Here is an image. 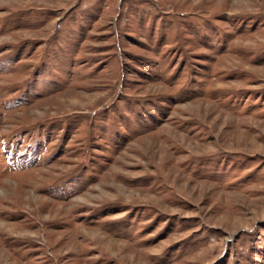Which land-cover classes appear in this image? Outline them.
<instances>
[{
    "label": "rangeland",
    "instance_id": "1",
    "mask_svg": "<svg viewBox=\"0 0 264 264\" xmlns=\"http://www.w3.org/2000/svg\"><path fill=\"white\" fill-rule=\"evenodd\" d=\"M0 264H264V0H0Z\"/></svg>",
    "mask_w": 264,
    "mask_h": 264
}]
</instances>
